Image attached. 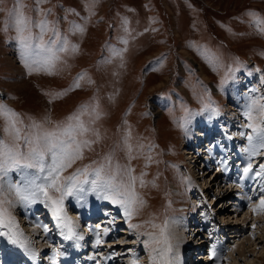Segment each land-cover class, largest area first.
Masks as SVG:
<instances>
[{"label":"rangeland","instance_id":"374dc122","mask_svg":"<svg viewBox=\"0 0 264 264\" xmlns=\"http://www.w3.org/2000/svg\"><path fill=\"white\" fill-rule=\"evenodd\" d=\"M18 8H22L24 15L33 21H39L43 18L41 13L50 11L47 16L49 25L57 21L61 35L67 36L70 43L77 46L76 53H61L62 63L58 65L60 70L54 75L43 72L29 75L19 55L15 30L9 28L7 32L3 31ZM249 12L264 18V0H46L39 5L36 0H2L0 102L17 113L23 121L20 125L22 135L33 120L44 123L47 118L51 123L45 124V127L51 129L56 124L64 123L82 105L90 108L98 106L100 119L92 127L100 134L99 141L84 149L83 159L65 170L62 177L71 176L88 166L91 170L112 154L113 164L131 167L132 175L137 177L144 174V186L141 187L139 181L135 185L137 195L144 201L143 207L131 220L126 219L123 214V219L129 224L141 225L137 229L128 228V244L145 245L143 241L147 239V234L158 231L152 228V224L163 225L165 219L169 218L179 221L174 231L182 237V246L190 243L191 239L195 242L196 239L189 234L193 220L189 222L186 219L191 214L193 219L199 216L193 214L198 203L194 189L201 185L199 190L205 195L202 188L205 182L209 189L207 194H216L215 200H218L215 204L222 202V198L218 194L219 182L207 184L208 178L212 180V176L202 173L204 179L201 182V170L192 173L194 171L181 166V143L185 137L181 134L185 132L182 133L178 122L185 115L182 106H186L190 112L200 113L209 97L217 101L215 106L219 109H228L235 94L243 96L235 98L237 104H240V100L244 102L246 97L243 93L236 92L234 87L228 89L233 81V78L228 77H235L236 74H245L248 84L251 83L250 79H259V89H255L258 94L253 95L262 97L261 103H264V85L261 84V78L264 77V36L257 33ZM123 19L128 21L126 26L122 25ZM85 20L88 22L82 35L69 31L70 22L84 25ZM125 27L127 33L124 31ZM32 33L34 36L38 35V29L33 27ZM121 37L127 39L128 43H121ZM51 38V32L44 35L45 41ZM111 48L124 50L123 59L114 58L111 63H104L110 58ZM81 75L84 79L79 81L81 87L76 89L73 87L74 81ZM222 80L227 82L222 85ZM59 93L65 94L57 95ZM235 110V107L231 108L232 112ZM207 116L208 113L204 112L192 119L201 121ZM230 118L242 128L235 129L238 130L235 131L237 134L245 131L240 120ZM82 119L88 121L89 116L84 115ZM191 123L194 122L191 120ZM225 129L228 130L229 127L225 126ZM126 135L129 136L128 144L132 147L131 160L124 143ZM0 138L8 141L2 131V121ZM149 155L151 160L148 159ZM188 174L195 180L190 179ZM241 175L242 167L239 172L227 176L231 180L229 183H232V189L228 191L234 190L235 196H238L237 192L241 189L233 185L237 180L243 185ZM222 178L226 176L222 175ZM216 179L218 178L214 180ZM186 180L190 183L185 182ZM248 181L244 191L246 196H249L250 188L252 191V180ZM90 197L92 196L86 200L89 203ZM236 198H225L226 201L218 204L220 207L217 209L212 206L211 214L215 217L217 210L225 207V202L227 205L230 201L236 203ZM242 201L240 204L245 206V211L248 209V201L245 198ZM99 202L106 201L99 200L97 203ZM75 203L78 206L80 204L76 201L72 206ZM120 209L123 212L121 207ZM228 209H232V205ZM10 212L15 218L13 208ZM260 215L252 213L251 218L258 222L254 223L256 227H252L253 221L245 223L244 227L240 224L236 226L240 227L239 230L242 228L239 231L241 236L225 242L230 244V252L218 264H264V241L255 246L248 242L257 237L264 240V222L262 223L263 218H259ZM214 221L224 228L218 216ZM21 223L22 221L20 225ZM201 223L199 222V227ZM228 224L229 222L225 223V230L230 227ZM125 230L123 227L122 231ZM243 231L245 232L242 233ZM118 235L113 240V245L115 240L120 243V240L126 239L121 229ZM137 236L140 237L139 240ZM245 239H248L246 243ZM240 242H244L245 247L242 255L235 246ZM123 243L118 247L125 249ZM40 247L38 244L37 252ZM132 248L126 250L127 254ZM149 253L148 247L145 253H141L144 257L142 264H151ZM200 258L202 257L199 256ZM124 259L130 262L123 264H131L130 257H123L122 260Z\"/></svg>","mask_w":264,"mask_h":264},{"label":"snow or ice","instance_id":"6c2138e0","mask_svg":"<svg viewBox=\"0 0 264 264\" xmlns=\"http://www.w3.org/2000/svg\"><path fill=\"white\" fill-rule=\"evenodd\" d=\"M2 2V0H0ZM46 0H36L37 5L45 3ZM49 12L41 13L42 19L33 21L26 17L22 8L15 10L10 23L3 29L7 32L9 28L15 30L16 41L19 47L21 61L28 74L43 72L47 75H54L58 65L62 63L61 53H76L78 48L70 43L67 36H62L58 30V22L53 21L51 25L47 20ZM93 14V13H90ZM252 23L256 27L259 35L264 36V18L259 17L254 12H249ZM84 25L70 22L69 31L73 34H83ZM128 24L127 19H123L122 25ZM33 27L38 29V35L32 33ZM127 33V27L124 28ZM52 33L51 39L44 40V35ZM120 42L127 44L128 40L121 37ZM123 51L118 48L110 49V58L104 63H111L112 59H123ZM123 66V65H121ZM229 71H232L231 69ZM233 78V77H228ZM84 79L81 75L74 81L73 87H81L79 81ZM91 83V81H88ZM227 80H222V85ZM264 85V77L261 78ZM71 90V89H70ZM206 91V90H205ZM255 92V89L251 90ZM59 93L57 95H64ZM248 102L244 105L241 113L244 121V129L250 131H240L239 136L245 137L247 146L241 149L246 154L247 163L242 167L241 180L257 179L262 182L258 189L264 193V103L262 97L248 96ZM184 117L178 122V127L188 133V126L194 116L204 112L208 113V120L211 121L220 115V110L209 98L203 104L200 113H193L186 106H182ZM84 115L89 116V120L82 119ZM31 119V118H30ZM100 119L98 106L89 107L82 105L78 111L67 117L62 124H56L48 129L45 124L51 123L47 118L44 123L32 121L28 125L27 131L22 135L23 129L20 125L23 121L20 117L0 102V121H2V131L8 137L6 142L0 138V236H7L11 244L19 245L33 259L36 253L29 247V241L18 231L15 218L11 215L10 209L17 207H28L37 203H42L51 213L56 226L61 230V234L67 240L81 241L83 236L77 232L78 225L69 218L64 208V202L68 197H73L78 203H85L89 195L94 194L99 199L110 200L113 204H118L123 209L124 217L131 220L132 217L143 207L144 201L137 195L135 185L137 181L141 187L144 186L143 173L140 177L132 175L133 169L126 165L113 164V155L104 158L105 162L99 166L91 168L85 167L71 176L62 177V173L69 169L76 161L83 159V150L90 148L100 139V134L92 127ZM87 137H93L89 139ZM129 136L126 135L124 143L129 160L132 156V147L128 144ZM228 139H232L228 136ZM261 157L260 160H256ZM151 160V156H148ZM255 161V166H254ZM228 161H220L217 171H227ZM10 173H15L19 178L13 181ZM190 183V181H185ZM87 185V187H85ZM153 186H155L153 184ZM238 187L240 185H237ZM248 200L253 214L264 213V195L258 199V203L250 196H245ZM179 221L175 218L165 219L163 225L152 224L154 233H148L147 239L143 241L146 247L150 248L149 260L151 264H179L180 237L174 231ZM36 227H41L39 224ZM141 227L138 224H129L130 229ZM252 227H256L253 225ZM6 230V231H3ZM47 233V227L43 228ZM109 229L104 228V235ZM96 244L102 243L97 234ZM140 237L137 236V240ZM127 243V241H124ZM59 250H54L51 264H56V257L62 256ZM216 256L213 250L209 253V259ZM138 257L133 256L131 264H137ZM99 264V262H97Z\"/></svg>","mask_w":264,"mask_h":264},{"label":"bare ground","instance_id":"6f19581e","mask_svg":"<svg viewBox=\"0 0 264 264\" xmlns=\"http://www.w3.org/2000/svg\"><path fill=\"white\" fill-rule=\"evenodd\" d=\"M235 97H237V98L242 97L243 98V96L240 95V94H235ZM212 126H214V127L211 128ZM219 127H221V128H219ZM226 127L227 128L229 127V129L226 130L223 123H221L220 121L215 120L214 122H212V121L204 122L201 126L191 127L189 129V131L194 134V136L191 138L192 146L195 148L197 145H200V144L202 145L200 148H196V152L197 151H202L203 163L207 167L211 168L210 172H212V170L214 168L217 169L218 166H220V161H223V160H227L228 161L227 171H224L225 175L222 174L221 171H217L215 169V173L216 172L220 173L219 179H221L222 175L226 176V178H222L220 180L221 182L218 181L219 182V185H218V192L219 193L218 194L220 195L219 197H221L223 200L225 199V196H226V195H224V193H226L228 191V189H232V186H231L232 183H229V182H231V180H229L227 176L230 175V173L234 174L235 172H239L240 167H243L247 163L246 154L241 151V149L246 146L247 140H246L245 137H241V136H239L237 134V132H235V131H238V130H235L236 128L237 129L238 128L242 129V128L238 127V125L235 124V121L233 119H231V118L230 119H226ZM209 130H212V131H209ZM222 130H226V131L222 132ZM235 134H237V136H235ZM228 136H231L232 139H228ZM241 145H243V146H241ZM235 148H236V150H235ZM187 153H188V157L187 158H196L195 155L190 154V153H193V152L188 151ZM258 158H260V157L256 158L257 161L261 159V158L260 159H258ZM236 161L238 162V164H235ZM190 162H191V160H190ZM254 164H255V161H254ZM200 172H201L200 173V179H201L200 181L202 182L203 181L202 179H204V177L201 174L202 173H206V174L208 173L209 174L210 172H203L202 170ZM212 177L215 178L214 173H213ZM214 178H212V180H210V178H208L209 182L207 184L212 183L214 181ZM251 180H252V191H251V188H250V190L248 192V195L253 198L254 202L258 203L259 197L261 195H264V193H260L258 191V189L262 186V182H261V180L259 178L251 179ZM243 182H244V180H243ZM248 182L249 181L247 179V181H245V183L243 185H241L240 183H238V180H237V182L233 185V187H237V185H240L238 189H241V190H240V192H237V190H235V192L238 193V196H235V197H237L236 198V200H237L236 203L234 201H230V203H229V205L232 204V209L229 210L228 209L229 205H227L224 208H222V210L220 208V210H217V212L215 211L216 212L215 215L218 216V218H220V220H221L220 223L225 225V223L229 222V224L227 226H230V227H228L226 229L234 230L233 233L230 232V234H229V231L225 230V226L221 225V226L224 227V228L221 227L222 228L221 231H223V233H222L223 234L222 241L220 243L221 245H223L227 240H230L231 238L240 237L241 236V234H240L241 232H239V231H242V228L240 230H239L240 227L239 228L237 227L238 230L236 228V226H239V224H240L241 227H244L245 223L248 224L250 221H253L252 226L254 225L255 222L258 223L257 220H254L253 218H251L252 217V211L250 209H251V207L253 205H250L249 202H248L247 205H246V207L248 209H245V211H244V207L245 206L243 204H240V203L243 202L242 198H245V196L247 195V193L244 192V191L246 190L245 185ZM215 183H216V181H215ZM202 185H203L202 186L203 192L207 194V192H209V189H207L205 182H203ZM207 195L210 196V194H207ZM215 197H216V194L210 196L207 199V206L212 205V202L214 201ZM231 200H234V198L231 199ZM106 204H107V202H99L96 207H92V208H89V209H80L79 206L76 205V203H75L73 206L77 207V209H73V210L69 209L67 211L68 218L74 224L78 225L77 232L80 235L83 236V240H82L83 243H89L88 240H90V239L94 240V241L92 240L91 242L96 243V240L98 238L97 234H99V238L101 239L102 243H113V240L117 239V237L119 236L118 235L119 232L116 231L118 227L112 221L113 218L107 219L108 215L106 214V211H105L106 210ZM215 205H213V207ZM224 205H225V203H224ZM35 206L37 207L38 205H35ZM202 206H203V209H204L203 213L200 214L196 219H193V221H191L192 227H190V229H189L190 230L189 234H191V236L193 235L192 234L193 232L197 235V233L199 232L198 231L199 230V222H204L205 220H203V219L205 218L206 215L207 216L210 215L212 220H214V218L216 217V216L214 217L213 214H211V212H212L211 210H208L210 212L209 213L205 209V206L204 205H202ZM18 208L21 210V206H19ZM108 211H111V210H108ZM260 214L261 215H260L259 218L260 219L263 218V220H262V223H263L264 222V213H260ZM98 217H101L97 221L99 223V227H98V225H94V223H93V227H92V221L95 222ZM20 219L22 221L21 227L24 229L25 233H28V234L30 233L31 234L30 238L26 237V239L27 240L28 239L29 240H35L36 243L41 245V247H40V249L38 251L39 252L38 258L40 259V262H42L43 258L41 257V255H43L46 252H48V250L50 248L49 244L50 243H56L54 241L53 236L50 235L51 230H54V228L51 229L50 231L48 229L47 233H45L43 231V228H44L43 222H39V219L36 218L35 222H37V224H39L41 227H37L35 230H32V233H31V230L28 227V224H29L28 221H30L31 219L29 220L28 215L26 216V218L25 217H21ZM89 219L91 220V222H90ZM107 222H109V224ZM89 223H90V228L88 229ZM82 224H83V226H82ZM197 226H198V228H196ZM91 227H92V229H91ZM104 228H108L109 229V231H108L109 238H108V234L104 235V232H103ZM262 229H264V228H262ZM121 233L122 234L126 233V230L122 231V228H121ZM195 234L193 235V238H194ZM224 238H226V239L224 240ZM198 239H200V238H198ZM86 240H87V242H85ZM247 240L248 239L244 240L245 243H246ZM182 241H183L182 237H180L179 248L177 249V251L181 252V255H183V258L179 260V264H183L184 261L187 262V258H186L187 250H188V247H190L192 245V243H194L195 246L196 245L200 246L203 243L202 240H197L196 239L195 242H194V240L191 239L190 243L188 242L185 245L183 244V246H182V244H181ZM263 241L264 240L260 239L259 237L255 238L252 241L248 240L249 244L252 243L253 246H255L256 243L259 244V243H262ZM114 242L116 243V240ZM46 243H48V245ZM240 243H239V245L236 244L235 246H236V249L239 250L238 253L240 255H242V250L245 247L243 246L244 242H240ZM56 246L57 245H54L55 248H56ZM83 249L84 250L82 251V253L77 258H79V259L81 258L82 259V258L85 257V255H83V253L85 251V248H83ZM240 250H241V252H240ZM41 252H43V254H41ZM85 252L87 253L88 250L86 249ZM195 254H197V255H195L194 258L196 259L198 257V260H199V256L202 257V258L205 257V256L202 255L203 253L201 255L199 253H195ZM195 261L196 260H193L192 262H195ZM197 261H196V263H197Z\"/></svg>","mask_w":264,"mask_h":264}]
</instances>
